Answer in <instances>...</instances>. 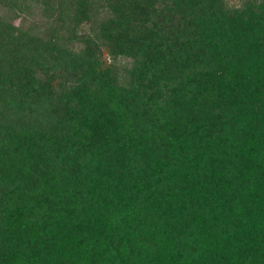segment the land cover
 I'll list each match as a JSON object with an SVG mask.
<instances>
[{"label": "trees", "instance_id": "1", "mask_svg": "<svg viewBox=\"0 0 264 264\" xmlns=\"http://www.w3.org/2000/svg\"><path fill=\"white\" fill-rule=\"evenodd\" d=\"M0 264H264V0H0Z\"/></svg>", "mask_w": 264, "mask_h": 264}]
</instances>
